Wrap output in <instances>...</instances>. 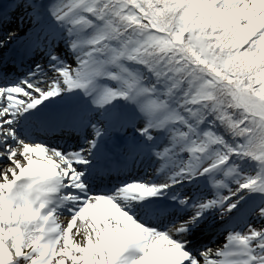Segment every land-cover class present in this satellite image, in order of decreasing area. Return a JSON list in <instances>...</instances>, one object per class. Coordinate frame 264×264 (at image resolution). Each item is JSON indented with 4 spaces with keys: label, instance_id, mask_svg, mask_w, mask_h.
I'll return each instance as SVG.
<instances>
[{
    "label": "rangeland",
    "instance_id": "374dc122",
    "mask_svg": "<svg viewBox=\"0 0 264 264\" xmlns=\"http://www.w3.org/2000/svg\"><path fill=\"white\" fill-rule=\"evenodd\" d=\"M8 1L0 0L5 5ZM92 1L94 3L90 4ZM119 1L122 2L121 0ZM43 2L44 0H28L27 5L38 7ZM220 2L222 11L236 14L242 22L247 21L251 24L252 29L257 30V36L261 38L259 45L264 47V0H220ZM50 3L49 13L44 17L45 23H50L47 34H52L53 31L56 33L62 32L65 28H69L67 25L70 20H75V23H84L89 29L97 31L90 38L91 41H96L97 39L98 41H103L101 46L102 56L99 59L97 58V60L88 58L86 64L81 66V71L71 76V78L68 77L66 82L77 87L76 91L78 92L87 83L93 85L103 82L106 88L114 85L113 88L115 89H112V93L107 94L103 100L100 99V104L103 105L110 102L116 107H120L121 96L127 91L128 86L137 85V87L135 86V92L140 95L139 102L134 109L127 110L123 114L125 120L123 126L126 128L124 133L131 143L143 142L146 139L145 136L153 137L158 135L159 129L168 123L169 129L167 128V130L171 135L170 139L173 138L174 143L169 141L164 148L166 149L174 144L176 150L171 157L159 162L161 163L160 167H158L159 163H156L157 168L148 173V179L137 181L144 187L141 189V193H155L158 189L166 191V188L167 192H170L179 200V206L182 209H186V211L180 212L179 216L182 221L171 227L180 231L181 237L187 235L184 230L190 227L197 228V225L216 223L232 215L243 216L244 223L238 224V220H236L231 225V228L227 231L225 230V234L223 233V238H225L223 242L228 243L227 240H230L234 247L232 251L227 252L221 259H217V262H225L227 259L226 255L229 253L228 258L231 259L243 254L240 260L243 259L248 264L254 260L262 259L259 263L264 264V181L259 180L247 186V181L251 179L250 176L254 173L249 169H242L240 165H238L239 167L234 166V161L231 158L233 157L231 147L224 142L226 147L224 149L220 146L221 141L212 139V127L210 128L209 119L204 115L203 87L194 92V85L197 80L188 79L185 81L190 89L188 91L184 90L185 81L173 76L177 72H168L154 83H151L142 77L140 65L136 64V66L133 63L132 56H128L131 52L132 54L136 53L133 47L139 39H142L145 45H161L163 47L172 46V40L166 35L164 39L157 37L156 34L159 33L146 30L140 37L130 39L128 47L133 48L130 52L118 54L117 50H113L111 46L113 40L110 39V34L113 28H111L109 23L96 17L101 0H50ZM180 5L179 1L177 6L180 7ZM29 11L28 14H32L33 11ZM34 11L38 12L39 10ZM123 11L129 12L127 20L129 17H131V20L138 17V11L136 12L133 9L128 11V8ZM20 12L19 10L14 14L17 26L21 25L19 23L20 20L23 21L25 19V16L21 17ZM68 16L69 20L65 23L63 18ZM60 19L62 20L61 22ZM94 20L96 23L92 24ZM16 34L17 30H11L2 39L3 43H9L12 37H16ZM52 35H55V33ZM59 42L60 39L55 44L57 45ZM114 47L116 48L117 46ZM95 50L97 52V49ZM53 52L56 53L53 60H58V57L62 55L59 48L54 49ZM42 66H44L43 62L39 61L37 69H40L44 74L46 71L41 69ZM84 67L90 68L88 71H84ZM46 68L49 69L51 67L47 66ZM97 77H100L101 80L97 81ZM104 80H109V82H104ZM107 83H109L108 86ZM235 91L237 98L240 92L238 89H235ZM240 105L246 109L243 102H240ZM254 107L257 108V113H259L257 115L264 122V108L259 104H255ZM246 111L248 112L247 109ZM2 132L4 134L5 130ZM9 150L8 144L1 146L0 158L9 155ZM237 153L239 154V152ZM219 155H225V159H218ZM21 157L32 159L30 154L21 155ZM76 162H79L78 158ZM83 162L81 161L80 163L82 164ZM235 163L237 164L236 161ZM4 165V167L8 166V169L4 171L5 168L1 167L0 184L7 177L11 179L13 174L11 168L14 163L5 161ZM83 171H87V168H84ZM161 173L167 174L154 181V176ZM77 180L78 178L76 177L73 181ZM159 182L161 183L158 184ZM115 195L120 194L116 192ZM1 198L0 195V206H3L5 200ZM91 206L90 198H84L81 201L80 211L74 214L76 218L74 224L80 226V220L90 216L88 211ZM140 226L142 231L149 235L151 243L159 244L157 245L159 248L169 240L166 237L168 227H164V229L145 223L140 224ZM70 229L71 227L68 228L67 225L65 227L62 225L55 242L52 259L44 256V247L36 242V245L34 243L32 247L24 250V252L27 251V255L24 252L20 253L11 264H85L83 262L84 256H88L93 264H118V261L122 259L110 260V250H108V245L105 241L95 244L91 242L88 246L80 245L75 247L69 238ZM162 230L165 234L163 237L157 234L158 231ZM37 233L36 231V236ZM187 236H189V233ZM31 249H34V251H31ZM203 250L198 251L201 256L205 254V250ZM141 261L144 260L138 257L133 258L134 264H138Z\"/></svg>",
    "mask_w": 264,
    "mask_h": 264
},
{
    "label": "bare ground",
    "instance_id": "6f19581e",
    "mask_svg": "<svg viewBox=\"0 0 264 264\" xmlns=\"http://www.w3.org/2000/svg\"><path fill=\"white\" fill-rule=\"evenodd\" d=\"M27 1L28 0L17 1L21 13L25 14V11L36 8L34 5H27ZM93 3L94 1L90 4ZM31 20V22H33V18ZM74 21L75 20H70L67 25L69 28H65L62 32H59L56 38L60 39L56 48H59L62 54L58 57L59 61H55L56 59L53 60L55 57L54 54H56L54 52L47 55L44 52L39 54L37 57L46 55L45 62L49 63L51 68H46L44 74H38L35 68L39 60H36L34 63L32 62L29 69L20 76L21 79L15 87H9L0 94V129H11L17 121L22 122L24 119L27 121L28 115L32 113L31 111V113H27V111L30 109L33 110L34 107L38 108V105L58 104L64 102L68 97L73 98L78 96L76 91L77 87L68 84L66 80L68 77L71 78V76L78 74L81 71V66L86 64L88 58L97 60V58L99 59L102 56L103 52L101 46L103 45V41H98V39L96 41H91L90 38L93 37L96 30H90L84 23L77 24L74 23ZM19 23L22 24L21 28L17 27L16 20L11 19L8 21V30H12L13 28L20 29L23 30L22 34H26L28 31L25 28L27 22L20 20ZM95 23L94 20L92 24ZM49 25L50 23L46 22L45 28H48ZM156 36L164 39V36L161 34H156ZM95 49H97V52ZM89 68L90 67H84V71H88ZM94 86L96 85L91 87L90 94L94 92L96 94V92L99 91V86ZM105 93L106 92H103V94ZM105 96L106 95H102L101 99L103 100ZM57 98L61 99L57 100ZM130 105H133V103H130ZM107 106H111L108 112L116 109L115 105L110 102H107ZM94 109L98 112L95 111L96 113L92 114L94 123L99 124L101 127H106L107 118L97 117L98 114L104 116L106 113L102 105L91 108L90 111ZM76 110L77 105H75L73 112ZM36 111H38V109H36ZM1 112H4V114ZM23 113H27V115L25 116ZM167 128L169 129L168 123L166 126L164 124L159 129V135L163 132V135H165ZM146 137L147 136H145V138ZM91 138L94 139L93 137ZM111 138L114 137L111 136ZM170 138V134L164 139L156 137L155 143L158 145V151L153 149L151 153L146 152L142 162L141 160H137V174L134 175L133 172L128 171L119 175V177L125 176L124 179H120L116 184L117 186L114 187L117 188V192H119L120 195L109 194L112 193L111 189L102 191L97 190L96 187L81 189L76 187V184L72 185V188H69L71 190L69 193L71 195L69 197L71 200H79L85 196H91V205L94 209V212H92L90 216L80 220V226L74 224L71 227L69 234L70 241L75 247L80 245L88 246L91 242L95 244L105 241L110 249V260L116 261L122 258L118 261V264H134V257L144 260L138 264H184L186 257L182 256L180 250L190 253L192 257L198 260V264H248L244 262L243 259L240 260L243 254L231 259L228 258L229 253L226 255L227 259L225 262H217V259H221L227 252L232 251L234 247L230 240H227L228 243L223 242L225 239L223 238V233L225 234L236 220H238V224L244 223L243 216L232 215L225 220L209 225L205 228L206 232H204V235H195L196 228L190 227L184 230L187 235L189 233V236L186 235L181 237L180 231L175 230L173 227H169L172 222L179 224V222L182 221L179 216V211H181V209L179 211L173 209L177 199L171 197L175 201L173 200V202L167 204L168 200L171 199L167 194V190L156 192L154 196L149 197L147 193H141V189L144 187L137 183V181L148 179V175H144L143 171L157 168V162L159 163L171 157L176 150L174 144V147L170 146L166 149L164 148L167 142L171 141L174 143L173 138ZM88 140L89 139L82 140L83 142L80 144L73 142L63 150L58 147H43L39 149L37 146L38 143H35L32 138L23 134H16L11 141L8 139L4 140L6 143H9L10 150L9 155L0 159V169L5 166V161L12 164L14 163V166L11 168L13 173L11 179L7 177L6 180L8 181L4 180V182L0 184L1 199L5 200V204L0 206V216L3 215L0 217V264H11L16 256L20 253L22 254L24 250L32 247V244L38 241V237L42 232L44 233V237L40 242L43 244V247H45L44 252H46V255L48 252L46 248L53 244L62 225L65 226L71 223L72 220L70 218L64 221L62 219L54 220L53 218L55 211H61V209L70 211L71 208L68 206V203L74 204L73 201L68 200L69 198H61L64 197V189L59 188L60 186L58 187V181H60L61 178H64L63 181L72 180L75 176L81 178L79 170L86 167V164H81L80 162L95 159L91 155V153L94 152V147L91 148L89 146V150L85 151ZM119 140L128 141L127 138ZM149 141L150 140H148L147 144L139 142L138 144L130 143V145L132 148H136V152L141 153V150L149 146ZM97 143H99V141H97ZM97 147L100 148V146ZM70 148L73 149L68 150ZM48 152H54V155L49 156L47 162H41L42 158L45 159ZM26 154H30L32 159H24L21 157V155ZM135 154L126 155L121 162H116L114 166L122 164L126 166L128 164L130 165L131 162H136L134 160ZM77 158L79 159L78 163L76 162ZM146 160L147 162L144 163ZM37 163L43 164L46 166V169L42 172H40V169L35 170L40 167L36 166ZM17 164L19 165L17 166ZM160 164L161 163L158 164V167L161 166ZM107 166L109 167V161L107 162ZM4 168V171H7L8 166ZM45 173L47 178H50L55 185L54 191L58 189L52 205L50 206L52 211H54L52 213H49L50 207L44 210L37 209L38 200L35 196L39 190L31 193L28 189L29 185L35 187L38 183V178ZM59 173L61 176H58ZM166 174L167 173H163L164 176ZM137 177H140V179ZM160 177H162V174L154 179L158 180ZM160 183L161 182L158 184ZM108 191L110 192L107 193ZM142 205L146 206V208L153 207L163 213V215H161L162 221L159 222V227H162V225L168 227L166 237H168L169 240L166 244L161 245L160 248L157 246L159 244L155 245V243H151L149 235H146L142 231L140 224L146 221L150 222L148 217L143 214L141 215V211H139ZM106 213H108L109 216H107ZM36 231L38 232L37 236L35 235ZM162 231L157 232L161 237L165 235L164 231ZM206 234L210 235L209 239L211 240L206 242L200 241ZM185 239H187V242H184ZM201 249L205 250L203 256L198 252V250ZM26 252L27 251H25L24 254ZM262 260H254L250 264H260L259 262Z\"/></svg>",
    "mask_w": 264,
    "mask_h": 264
},
{
    "label": "trees",
    "instance_id": "16d2710c",
    "mask_svg": "<svg viewBox=\"0 0 264 264\" xmlns=\"http://www.w3.org/2000/svg\"><path fill=\"white\" fill-rule=\"evenodd\" d=\"M125 8L138 11V17L127 20ZM101 11L124 42L150 27L169 34L177 44H139L136 61L154 82L168 72H177L172 75L181 81L196 79L194 92L203 87L212 139L224 149V142L231 147L234 166L254 173L247 186L264 181V122L254 107L264 108V47L257 30L222 11L220 0H103ZM186 81L183 89L188 91Z\"/></svg>",
    "mask_w": 264,
    "mask_h": 264
}]
</instances>
